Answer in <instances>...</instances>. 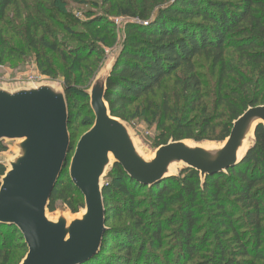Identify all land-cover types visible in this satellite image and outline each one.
Here are the masks:
<instances>
[{
	"label": "trees",
	"instance_id": "trees-1",
	"mask_svg": "<svg viewBox=\"0 0 264 264\" xmlns=\"http://www.w3.org/2000/svg\"><path fill=\"white\" fill-rule=\"evenodd\" d=\"M26 1L0 0V24L11 6ZM92 4L105 15L90 9L80 21L81 29L67 26L70 44L37 37L36 29L51 32L34 22L27 29L31 47L58 53L65 64L67 102L76 88L89 99L86 91L107 49L122 44L107 85L106 100L113 116L127 122L137 118L139 102L161 90L162 107L154 115L168 121L171 80L178 88L175 101L184 104L182 123L171 137L164 132L157 148L167 144L168 137L224 141L246 109L264 105V0H100ZM114 14L129 20L121 38L107 18ZM37 60L39 71L52 76L50 63L40 54ZM204 64L211 70L207 78L201 71ZM211 96L213 109L207 101ZM79 101L70 98L76 113L69 111V131L94 123L91 107L89 118ZM190 116L201 120L202 132H195L198 123ZM219 116L222 121L213 123ZM255 136L256 143L242 162L204 181L198 171L185 168L177 176L143 185L115 164L103 191L108 230L99 253L83 264H158V258L186 264H264L263 125ZM73 147L72 141L70 159ZM6 150L0 143V152ZM68 170L67 165L52 193L50 212L56 211L58 202L79 212L75 203L80 191ZM5 171L0 163V177ZM27 251L19 229L0 224L1 264H18Z\"/></svg>",
	"mask_w": 264,
	"mask_h": 264
},
{
	"label": "water",
	"instance_id": "water-1",
	"mask_svg": "<svg viewBox=\"0 0 264 264\" xmlns=\"http://www.w3.org/2000/svg\"><path fill=\"white\" fill-rule=\"evenodd\" d=\"M121 50L106 60L87 91L95 120L71 159L64 89L49 82H0V143L17 141V152L0 160L6 167L0 177V224L14 225L25 239L28 251L19 264H83L99 253L108 230L104 179L115 164L143 185L177 176L180 167L198 171L204 181L242 162L256 143V130L264 126V105L246 109L220 144L172 139L147 155L132 126L113 116L106 100ZM67 165L72 183L84 196V209L69 219L66 209L58 207V218L51 219L52 193ZM173 166L177 169L172 173Z\"/></svg>",
	"mask_w": 264,
	"mask_h": 264
},
{
	"label": "rangeland",
	"instance_id": "rangeland-1",
	"mask_svg": "<svg viewBox=\"0 0 264 264\" xmlns=\"http://www.w3.org/2000/svg\"><path fill=\"white\" fill-rule=\"evenodd\" d=\"M92 2H100V0H89L90 4L86 5H81L71 0H28L24 3L19 2L18 4L11 6L6 20L0 24V82L7 85L49 82L64 89L65 64L63 63L60 55L45 48L38 47L39 49H37L36 47H31L28 44L27 29L28 27H31L30 24L34 22L40 25V27H43L51 32V35H49L46 34L43 29H36L37 37L46 36L53 41H58L62 45L70 44L72 43V40H70V36L66 32L67 26L74 29H81L80 21H83L86 18V13L90 9H94L97 13L105 15L101 12L100 8L94 6ZM107 18L115 24L117 27V34L121 38L126 23L129 20L123 16L115 14L112 16L109 15ZM120 47L122 48V44H118L112 49H107L106 59L102 63L100 69L106 60L111 57L113 53L117 52ZM38 54L43 56V60H47L50 63L53 72L52 76H46L39 71L37 60ZM201 71L205 78H207L208 74L211 72L209 64H204ZM214 84L215 80L212 85ZM167 87L171 97L170 107L172 108L168 121H163L162 118H156L154 115V113L160 111L162 107L163 92L160 90L157 91V95H155V97H150L148 100L140 101V115L128 122L135 132V137L138 141L139 147L149 156L154 154L156 151L160 136L165 132V135L167 134L171 137V134L176 129V126L181 124L183 121L182 111L184 109H182V107L184 104L183 102L178 104L174 98V91L178 88L175 87L173 80L167 83ZM71 93L72 94L68 98L69 111L76 113L70 102V98L72 96L77 97L80 100V109H84V115H88L89 118H91V115L88 114V109L90 108L89 95L87 94L89 97V99H87L86 95L83 94L82 89L78 88L72 89ZM207 101L210 102L209 107L213 109L215 103V100L213 101V96L207 98ZM75 109L78 110V107ZM220 117L221 116L216 118L213 123L221 122L222 119ZM81 119L82 118H80L79 123ZM189 119L193 120L194 123H198V126L194 129L195 132H202L203 129L201 126V120L193 119L191 116ZM164 122H166L165 127L162 126V123ZM91 126L92 123H89L87 126H80L77 132H73L72 129H70V135H72L71 138L74 142V147H76V144L82 134L88 131ZM169 137L168 139L172 140ZM192 141L195 142V140ZM221 142L222 141L204 140L198 143L214 145L220 144ZM16 143L17 141L4 140L3 144L7 145V150L0 152V160L8 159L17 152ZM182 168L183 167H180L177 170V173H180ZM104 182L108 183V177L104 179ZM75 204L79 209V212L77 213H73L63 202H58L56 205V211H48V215L51 219H57L59 215L58 207H64L66 209V215L69 219H73L79 216L81 211L84 209V207H81V204H84V196L80 193L76 195ZM240 225L242 226V224ZM169 238L170 237L167 238L168 243L173 245V241ZM157 261L158 264H186L182 262L171 263L170 260H163V258H158Z\"/></svg>",
	"mask_w": 264,
	"mask_h": 264
},
{
	"label": "bare ground",
	"instance_id": "bare-ground-1",
	"mask_svg": "<svg viewBox=\"0 0 264 264\" xmlns=\"http://www.w3.org/2000/svg\"><path fill=\"white\" fill-rule=\"evenodd\" d=\"M246 147H247V146H246ZM246 147H245V149H246ZM242 154H243V152H242ZM242 154H241V155H242ZM176 169H177V167H176V166H173V167H172V171H171V172H172V173H173V172H175V171H176Z\"/></svg>",
	"mask_w": 264,
	"mask_h": 264
},
{
	"label": "built area",
	"instance_id": "built-area-1",
	"mask_svg": "<svg viewBox=\"0 0 264 264\" xmlns=\"http://www.w3.org/2000/svg\"><path fill=\"white\" fill-rule=\"evenodd\" d=\"M35 81V80H34ZM34 81H32V82H34Z\"/></svg>",
	"mask_w": 264,
	"mask_h": 264
}]
</instances>
